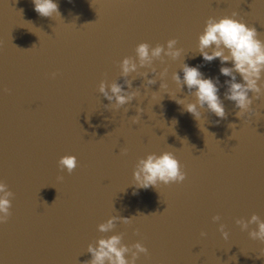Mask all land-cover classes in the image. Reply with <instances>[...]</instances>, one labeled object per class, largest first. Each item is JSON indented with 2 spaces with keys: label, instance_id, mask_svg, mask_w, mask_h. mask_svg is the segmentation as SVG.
I'll return each instance as SVG.
<instances>
[{
  "label": "water",
  "instance_id": "water-1",
  "mask_svg": "<svg viewBox=\"0 0 264 264\" xmlns=\"http://www.w3.org/2000/svg\"><path fill=\"white\" fill-rule=\"evenodd\" d=\"M0 264H264V0H0Z\"/></svg>",
  "mask_w": 264,
  "mask_h": 264
}]
</instances>
